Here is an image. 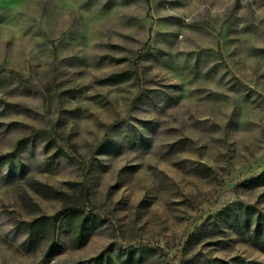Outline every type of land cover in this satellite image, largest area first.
<instances>
[{"label": "rangeland", "instance_id": "rangeland-1", "mask_svg": "<svg viewBox=\"0 0 264 264\" xmlns=\"http://www.w3.org/2000/svg\"><path fill=\"white\" fill-rule=\"evenodd\" d=\"M259 219L264 0H0V264H264Z\"/></svg>", "mask_w": 264, "mask_h": 264}, {"label": "trees", "instance_id": "trees-1", "mask_svg": "<svg viewBox=\"0 0 264 264\" xmlns=\"http://www.w3.org/2000/svg\"><path fill=\"white\" fill-rule=\"evenodd\" d=\"M122 76L123 75H115V76L111 77V79H109V80H111L112 82H117V80H121ZM11 157H13V155L6 156V158H8V159ZM80 209H81L80 203L78 201H75V205L73 208L65 209L61 214H59V216L64 214V213H68L69 211L72 213L71 216H75L76 215L75 213H79ZM252 210H253V207L246 208L245 213H246L247 220L246 219L245 220L247 223H248L249 218H250L249 214L252 215V213H251ZM51 220H53V219L45 218V219H41V220H35V221L29 223V225H28L29 226L28 245H32L39 240L41 234L44 233L43 232V230H44L43 227L45 226L44 224H46L47 222H49V224H51L50 223ZM87 220H89V217L87 218ZM263 225L264 224H261L260 219H259V226H258V228H256V231H255L256 237L255 238H258L259 236H262V235L264 236V229H262Z\"/></svg>", "mask_w": 264, "mask_h": 264}]
</instances>
